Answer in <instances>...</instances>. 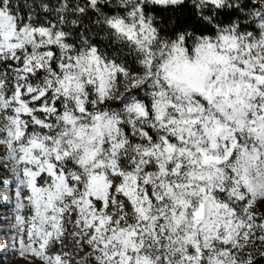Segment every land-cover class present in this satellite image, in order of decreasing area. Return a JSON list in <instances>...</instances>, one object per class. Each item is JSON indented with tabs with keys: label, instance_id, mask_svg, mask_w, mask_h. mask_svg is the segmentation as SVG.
I'll return each mask as SVG.
<instances>
[{
	"label": "snow or ice",
	"instance_id": "6c2138e0",
	"mask_svg": "<svg viewBox=\"0 0 264 264\" xmlns=\"http://www.w3.org/2000/svg\"><path fill=\"white\" fill-rule=\"evenodd\" d=\"M0 234V264H264V0H0Z\"/></svg>",
	"mask_w": 264,
	"mask_h": 264
},
{
	"label": "rangeland",
	"instance_id": "374dc122",
	"mask_svg": "<svg viewBox=\"0 0 264 264\" xmlns=\"http://www.w3.org/2000/svg\"><path fill=\"white\" fill-rule=\"evenodd\" d=\"M2 237V234H0ZM0 255H3L2 239H0ZM9 259L6 260V264H28L27 258H11V253H8Z\"/></svg>",
	"mask_w": 264,
	"mask_h": 264
}]
</instances>
